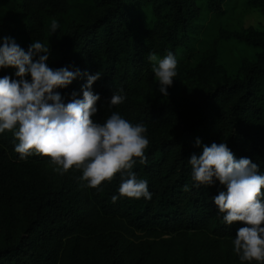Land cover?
<instances>
[{
  "label": "trees",
  "instance_id": "16d2710c",
  "mask_svg": "<svg viewBox=\"0 0 264 264\" xmlns=\"http://www.w3.org/2000/svg\"><path fill=\"white\" fill-rule=\"evenodd\" d=\"M225 1L0 0V44L10 37L27 51L39 41L49 47L50 68L80 70L71 84L55 89L64 102L74 91L82 98L84 73L98 72L93 119L103 123L119 112L145 125L147 164L137 161L133 171L152 194L151 199L119 196L120 173L92 188L84 186L79 170L55 171L50 157L33 153L21 159L13 132L6 130L0 133V264H173L168 255L176 236L189 230L205 234L207 259L200 264H222L224 246L233 249L236 229L244 225L224 222L212 201L224 186L219 181L197 186L188 159L223 142L235 158H250L264 174V29L220 27ZM90 7L87 17L65 19L74 8ZM203 12L211 14L205 24L199 21ZM199 33L233 37L260 50L242 64L240 76L216 83L196 66L198 86L186 107L171 97L153 100L157 78L149 55L161 59L171 52L179 62L180 50L192 48ZM15 71L0 68V77L18 79ZM113 93L124 95V102L109 106Z\"/></svg>",
  "mask_w": 264,
  "mask_h": 264
},
{
  "label": "clouds",
  "instance_id": "9594fccd",
  "mask_svg": "<svg viewBox=\"0 0 264 264\" xmlns=\"http://www.w3.org/2000/svg\"><path fill=\"white\" fill-rule=\"evenodd\" d=\"M58 28L51 24L53 32ZM0 44V68L16 69L14 79L0 77V133L13 132L17 141L14 150L24 159L33 153L50 157L55 171L64 174L69 169L81 171L79 179L85 187L97 188L121 174L119 196L151 199L147 181L138 179L134 165L147 164L145 150L149 140L143 123L133 124L112 112L103 123L93 116L97 113L98 93L92 91L100 74H87L81 86L82 98L74 91L69 102H64L57 88L67 87L81 75L79 69L50 68L49 47L32 42L27 51L14 39L3 37ZM43 53V54H41ZM152 71L158 80V90L165 97L167 88L177 75L176 57L169 52L162 59L149 55ZM31 77L30 80L26 76ZM125 96L113 93L109 106L120 105ZM200 143L199 139L196 141ZM191 175L197 186H210L219 181L224 186L212 201L227 225L241 222L235 232L233 251L241 261L264 264V174L250 158H235L225 143L204 146L199 156L188 159ZM187 190V186H185ZM118 199L112 196V201Z\"/></svg>",
  "mask_w": 264,
  "mask_h": 264
},
{
  "label": "rangeland",
  "instance_id": "374dc122",
  "mask_svg": "<svg viewBox=\"0 0 264 264\" xmlns=\"http://www.w3.org/2000/svg\"><path fill=\"white\" fill-rule=\"evenodd\" d=\"M223 7L224 13L218 19V25L223 29H264V5H252L247 0H226ZM92 9L74 8L65 19L87 17ZM210 17V13L203 12L199 21L205 24ZM259 50V47L233 37L212 38V35L199 33L193 38L192 48H182L179 52L180 67L173 84L167 88L168 96L159 92L157 80L153 100L165 102L171 97L179 107H186L187 98L198 86L196 66H203L207 81L216 83L240 76L242 64L254 60ZM176 240V245L168 255V260L173 264H200L207 259L204 232L189 230L185 237L176 236ZM223 249L222 264H241L233 249H226L225 246Z\"/></svg>",
  "mask_w": 264,
  "mask_h": 264
}]
</instances>
